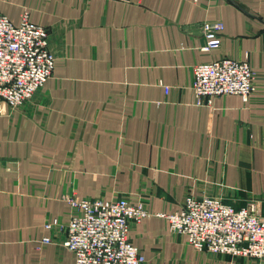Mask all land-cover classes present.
<instances>
[{
	"label": "crops",
	"instance_id": "0c3cea01",
	"mask_svg": "<svg viewBox=\"0 0 264 264\" xmlns=\"http://www.w3.org/2000/svg\"><path fill=\"white\" fill-rule=\"evenodd\" d=\"M25 12L48 29L55 64L0 114V263L73 264L45 223H65L74 193L142 201L154 214L129 238L145 264H264L197 250L159 216L187 195L255 201L264 216V0H0L14 24ZM209 20L224 29L204 51ZM222 57L250 63L256 92L197 104L193 66Z\"/></svg>",
	"mask_w": 264,
	"mask_h": 264
},
{
	"label": "built area",
	"instance_id": "2783aa9c",
	"mask_svg": "<svg viewBox=\"0 0 264 264\" xmlns=\"http://www.w3.org/2000/svg\"><path fill=\"white\" fill-rule=\"evenodd\" d=\"M223 29L220 20L204 21L202 50L219 47ZM54 64L46 27L32 23L27 12L18 24L0 13V114L6 106L17 109L31 99L51 76ZM192 73L191 89L199 105L229 94L247 101L257 90L256 74L247 60L222 57L195 64ZM61 198L70 206L65 223L53 219L45 227L64 232L62 246L72 253L73 264H145V256L129 238L131 223L154 214L142 201L78 198L74 193ZM159 216L197 250L264 260V216L255 201L236 209L220 197L187 195L180 210ZM52 241L50 236L42 239L44 244Z\"/></svg>",
	"mask_w": 264,
	"mask_h": 264
}]
</instances>
